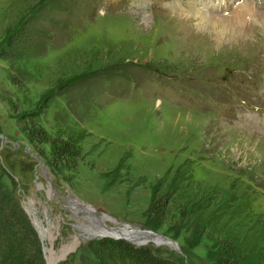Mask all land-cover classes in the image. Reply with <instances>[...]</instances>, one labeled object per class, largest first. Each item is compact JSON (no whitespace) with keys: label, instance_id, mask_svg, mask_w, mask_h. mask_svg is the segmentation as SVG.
<instances>
[{"label":"rangeland","instance_id":"obj_1","mask_svg":"<svg viewBox=\"0 0 264 264\" xmlns=\"http://www.w3.org/2000/svg\"><path fill=\"white\" fill-rule=\"evenodd\" d=\"M241 1L0 0V52L9 32L31 33L16 59L0 56V184L52 226L43 264L48 252L78 264L99 225L176 241L145 242L176 264H215L217 234L197 232L191 210L205 188L233 199L226 217L264 245V32L251 15L246 33L232 21ZM32 112L44 143L23 132L32 118L19 122ZM81 132L76 169L53 171L51 142ZM176 173L184 190L166 201ZM155 195L166 210L150 229Z\"/></svg>","mask_w":264,"mask_h":264},{"label":"trees","instance_id":"obj_2","mask_svg":"<svg viewBox=\"0 0 264 264\" xmlns=\"http://www.w3.org/2000/svg\"><path fill=\"white\" fill-rule=\"evenodd\" d=\"M46 0H44L45 3ZM62 6V5H60ZM63 8V7H60ZM31 40L28 28H17L9 32L6 37L0 56L4 60L12 61L17 58L16 52L21 49L23 42ZM11 77L16 86H22L23 80ZM21 80V81H20ZM124 80V77H123ZM38 117L33 112L22 115L19 122L31 120L30 127L23 131L31 143H44L49 138L46 131L34 122ZM85 132L81 134H64L51 142V160L48 164L53 171L57 167L74 170L81 157L80 144L85 140ZM49 142V141H48ZM57 166V167H56ZM181 173H176L169 184L171 193L165 198H171L175 193L184 190L180 187L183 181ZM188 181V180H186ZM189 182V181H188ZM180 187V188H179ZM187 190V185L184 186ZM175 191V192H174ZM193 204L191 210L198 212L196 219V231L210 229L216 238L210 239L217 243V251L213 255L215 264H264V245L259 246L253 229L245 224L240 225L239 220L233 216L226 217L229 209L235 206L233 199L222 191L208 188L197 190L192 194ZM155 195L151 212L157 213L155 218L147 220V227L155 229V219L160 210L165 211L163 202ZM227 207V208H226ZM227 210H226V209ZM185 213L190 209L185 208ZM229 216V215H228ZM157 217V218H156ZM159 219V218H158ZM204 229V230H205ZM23 242H26L25 246ZM0 264H43L42 244L36 233L31 220L22 208L16 197L3 185L0 184ZM78 264H176L173 260L155 254L150 246H136L125 240L112 238H100L89 241L80 254Z\"/></svg>","mask_w":264,"mask_h":264},{"label":"bare ground","instance_id":"obj_3","mask_svg":"<svg viewBox=\"0 0 264 264\" xmlns=\"http://www.w3.org/2000/svg\"><path fill=\"white\" fill-rule=\"evenodd\" d=\"M200 1L198 2V0H192V2L195 3V4H199ZM241 2L243 4L240 5L241 4L240 3L239 4L240 6L239 5L237 6L238 8L235 9L236 11H234L232 13L233 15H231V17H230V18H233L232 21L233 20L235 21L236 26H237V24H240V25L243 24V25H241L240 30L242 32H245V31H248V28L246 29L244 27L246 25L245 24V22H246L245 19L247 18L248 15H251V18H253L256 21H255V23H254L253 26L251 24L252 27L249 28V29L251 30V29H253V28L256 27V28H258V29H260L261 31L264 32V13H262L260 9L254 7V6H253V8H251L250 5H249L250 4L249 0H243ZM216 3H221V0H206V3L205 4H206V7L207 8H211V7L215 6ZM215 8L217 9L219 7L215 6ZM234 16H236V17H234ZM220 19L223 20L224 26H225V28H227L226 27V24L229 23V21L225 20L223 17H221ZM233 24H231V25H233ZM227 34L228 33L225 31L222 35L227 36ZM76 210H75L76 211V214L79 213L80 210H78V209H76ZM27 212L29 213L31 219L33 220V222L35 224V227H36V230L39 231L40 237L43 240V242H45L46 239L51 238L52 237V235H51L52 234V230H51L52 229V226L49 227V228H46L44 226V223L41 220V218H40V216H39V214H38V212L36 210V207H34V205L33 206L31 205L30 208H27ZM94 220L96 221V218ZM97 222L98 221H96V223ZM130 228H131L130 226L124 225L123 229H121V230H115V229H113L114 231L111 232V234L117 235V231H121L123 233V236L124 237H126L127 239H129L131 241L134 240L135 242H139V243H143V242L144 243L145 242H148V243L149 242H153V243H157V244H161V243H167V244H169V243H171L168 240H163L162 238L155 237L152 232H142V231H138V230H135V231H137V233L127 232L126 229L129 230ZM85 230L88 232V234H95V233H98V232L99 233H104V234L109 233L108 229L105 226H101V225H99L96 229H93V228H85ZM47 254H49V258H48L49 264H53L55 262V258L52 257L51 252H48Z\"/></svg>","mask_w":264,"mask_h":264},{"label":"water","instance_id":"obj_4","mask_svg":"<svg viewBox=\"0 0 264 264\" xmlns=\"http://www.w3.org/2000/svg\"><path fill=\"white\" fill-rule=\"evenodd\" d=\"M34 156H35V158L37 157L36 155H34ZM37 158H38V157H37ZM38 161L40 162L41 168L44 169V172H43V173H44V175L46 176L47 181L51 184L52 180H51V177H50V172H49V170L47 169V167L45 166V164L43 163V161H42L41 159L38 158ZM52 191L54 192V195L57 194V192H56L55 189L52 188ZM24 210H25V212L27 213L29 219L31 220V222H32V224H33V227H34L36 233L38 234L40 241H41L42 244H43V240L41 239V237H40L38 231L36 230V227H35V224H34L33 220L31 219V217H30L29 213L26 211V209H24ZM96 221H100V220L96 219ZM100 222H101V221H100ZM108 231H109L108 234H103V233H99V232H98V233H95V234H92V237L89 238L88 241H92V240H95V239H97V238H105V237H108V238H113V239H115V240H126L127 242H129V243H131V244H134V245H136V246H149L147 243H135L134 241H131V240L127 239L126 237L123 236V233H122L121 231H117V235H113V234H111V232L114 231L112 228H109ZM152 233H153V235H154L155 237L162 238L163 240H168L169 242H171V243L173 244V246H175L176 248L178 247V243H177L176 241L171 240V239L168 238V237H165V236L159 235V234H157V233H155V232H152ZM110 234H111V235H110Z\"/></svg>","mask_w":264,"mask_h":264}]
</instances>
